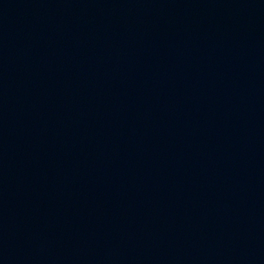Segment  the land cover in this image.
<instances>
[{
	"label": "water",
	"instance_id": "water-1",
	"mask_svg": "<svg viewBox=\"0 0 264 264\" xmlns=\"http://www.w3.org/2000/svg\"><path fill=\"white\" fill-rule=\"evenodd\" d=\"M0 264H264V0H0Z\"/></svg>",
	"mask_w": 264,
	"mask_h": 264
}]
</instances>
